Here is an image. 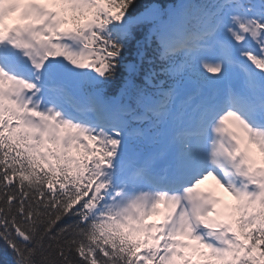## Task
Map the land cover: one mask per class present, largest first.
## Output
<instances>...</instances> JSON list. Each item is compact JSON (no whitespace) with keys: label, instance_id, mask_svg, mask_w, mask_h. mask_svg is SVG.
I'll use <instances>...</instances> for the list:
<instances>
[{"label":"snow or ice","instance_id":"snow-or-ice-1","mask_svg":"<svg viewBox=\"0 0 264 264\" xmlns=\"http://www.w3.org/2000/svg\"><path fill=\"white\" fill-rule=\"evenodd\" d=\"M0 257L264 264V0H0Z\"/></svg>","mask_w":264,"mask_h":264},{"label":"trees","instance_id":"trees-1","mask_svg":"<svg viewBox=\"0 0 264 264\" xmlns=\"http://www.w3.org/2000/svg\"><path fill=\"white\" fill-rule=\"evenodd\" d=\"M175 0H140L141 4L157 3V4H169L173 3ZM2 257H0V264H2Z\"/></svg>","mask_w":264,"mask_h":264},{"label":"rangeland","instance_id":"rangeland-1","mask_svg":"<svg viewBox=\"0 0 264 264\" xmlns=\"http://www.w3.org/2000/svg\"><path fill=\"white\" fill-rule=\"evenodd\" d=\"M225 197H226L228 200H231V198H230V197H227L226 194H225Z\"/></svg>","mask_w":264,"mask_h":264}]
</instances>
